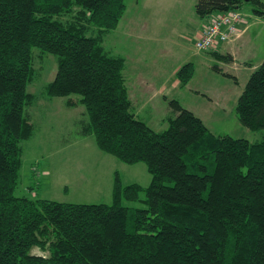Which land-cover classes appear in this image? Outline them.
<instances>
[{"label":"trees","instance_id":"16d2710c","mask_svg":"<svg viewBox=\"0 0 264 264\" xmlns=\"http://www.w3.org/2000/svg\"><path fill=\"white\" fill-rule=\"evenodd\" d=\"M245 3L264 18L261 0H197L195 12L205 19ZM127 11L125 0H0V264H264V139L214 135L176 97L160 109L167 129L150 128L130 98L126 59L106 48ZM221 45L203 53L230 58ZM45 54L57 57V72L44 94L84 105L81 135L122 163H144L148 186L124 185L115 171L111 204L15 195L34 134L27 88ZM212 70L238 84L218 64ZM194 74L193 62L181 66L180 86ZM236 112L264 129V60Z\"/></svg>","mask_w":264,"mask_h":264},{"label":"rangeland","instance_id":"374dc122","mask_svg":"<svg viewBox=\"0 0 264 264\" xmlns=\"http://www.w3.org/2000/svg\"><path fill=\"white\" fill-rule=\"evenodd\" d=\"M142 1L125 0L128 11L116 34L113 32L107 37L106 48L111 43L115 44L112 47L114 53L136 63L138 73L145 70L156 75L155 78H145L147 81L152 80L153 85H159L164 76L168 77L171 71L186 63H195L199 69L195 86L202 92H205L203 86H210L211 91H220L214 95L213 101L208 95H202L203 93H192L191 96L181 93L178 95L179 101L185 102L198 117L202 116L204 124L214 135H229L247 139L252 143L262 141L264 129L250 130L241 124L236 112L238 98L255 68L247 71V76H243L238 84L228 76L213 78L209 66L210 59L214 57L204 55L196 48L198 37L185 26L189 22L186 18L190 16L178 11L179 19L170 20L161 7H155L151 11L144 10ZM261 1L264 3V0ZM154 2L162 5L158 0ZM239 11L247 16V20L253 19L247 33L252 35V43L247 53L253 58V66L258 67L264 60V18L254 15L253 6L249 3H245ZM142 19L153 24L156 32L139 35L136 23L140 20L141 26ZM259 20L262 22L254 24ZM257 33H261L258 38L255 37ZM34 52L39 53V50ZM34 68L35 78L27 88L29 93L36 96L35 103L28 109L34 134L23 144V162L15 195L63 203L111 204L115 171H119L124 185L138 183L148 186L151 175L144 163H122L99 150L93 136L81 135L82 122L89 119L87 113L84 115V105L68 107L67 98H49L44 94L45 86L56 75L57 57L45 54L42 59H36ZM234 70L236 67H232V72L236 74L237 71ZM131 78L133 74L129 75L130 80ZM174 78L177 79V76ZM71 98L76 99L78 96L72 95ZM161 117V112H158L144 120L153 130L163 131L168 124ZM144 196L143 194L142 198ZM126 205L132 208L142 206L140 203ZM33 254L48 255L37 248L33 250Z\"/></svg>","mask_w":264,"mask_h":264},{"label":"crops","instance_id":"0c3cea01","mask_svg":"<svg viewBox=\"0 0 264 264\" xmlns=\"http://www.w3.org/2000/svg\"><path fill=\"white\" fill-rule=\"evenodd\" d=\"M158 1L162 5H157L154 2V0H143L142 6L144 10H147V11H151L155 7H161L164 11V14L167 15L170 20L177 19V18L179 19V16L177 15L178 11L181 12L182 14L186 13L190 17L186 18V20H188L189 22L185 24V26L186 28L189 27V29H191L197 37L199 36L203 28V25L209 19V18L201 19L196 14L195 4L197 0H158ZM149 15L155 16L154 14H149ZM251 20L253 19L251 18L250 21H248L249 24L247 26V29H243L240 36L237 39L221 45L218 51L219 56L229 55L230 58L218 59L217 57L214 56L213 59H210L209 68H211L212 73L210 74L212 75L213 78L217 79L219 77L224 76L223 74L216 73L212 70V66L215 63L219 65V68L222 69L223 73H228L234 76L238 82H240L243 76L244 77L247 76V71H251L252 69L257 67V66H253L254 65L252 63L253 58L251 57V54L247 53V51L249 50L250 44L252 43V35H247V33L250 31V28H251L250 27ZM259 22H262V21L261 20L255 21L254 24H257ZM136 25L138 27L136 28V30L138 31V34L141 36L146 34L147 32H154V33L156 32L155 31L156 28L153 27L154 25L144 19H142L141 26H140V20L138 23H136ZM260 36H261V33H257L255 37L258 38ZM114 45L115 44H113V47ZM245 53H246V56H245ZM204 55L212 56L211 54H207V53H204ZM134 56H136L135 53H134ZM194 65H195L194 77L186 87H181L179 80L174 78L179 68L171 71L168 77L164 76L161 80L162 82L159 85H156V84L153 85L151 82L152 80L147 81L145 80V78L146 77L152 78V76L155 78L156 75H153L152 72H148L145 70L143 72L138 73L136 71L137 70L136 63H132L131 61L126 60L125 74L127 78L129 95H130L131 100L134 102L137 110L138 111L143 110L145 113H148L147 116L150 118L156 115L158 112H161L160 109H163L162 103H164L165 100L168 101L169 99H173L175 97L178 98V95L181 93H183L185 96L186 94H188V96H191L192 93H195V94L203 93V95L205 94L208 95L209 99L213 101L212 98L220 90L216 89L214 91H211L210 86H207V87L203 86L202 89H205V92H202V90L197 88V86L195 85L197 81L196 79L199 78L198 76L199 69L195 63ZM232 67H236V70H234V71H237L236 74L232 72ZM130 74H133V78H131V80L133 81L129 79ZM224 78H227V77L224 76ZM181 103L183 104L185 108L192 111V109L188 105L184 104L185 102H181ZM199 117L203 119L202 116L199 115Z\"/></svg>","mask_w":264,"mask_h":264},{"label":"built area","instance_id":"2783aa9c","mask_svg":"<svg viewBox=\"0 0 264 264\" xmlns=\"http://www.w3.org/2000/svg\"><path fill=\"white\" fill-rule=\"evenodd\" d=\"M248 25L246 17L238 10L215 13L203 25L196 48L206 52L238 38Z\"/></svg>","mask_w":264,"mask_h":264}]
</instances>
